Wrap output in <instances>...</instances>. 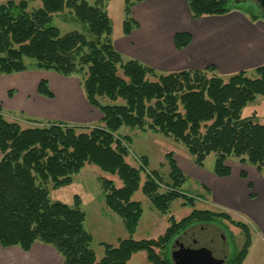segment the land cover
Instances as JSON below:
<instances>
[{
    "label": "trees",
    "instance_id": "trees-1",
    "mask_svg": "<svg viewBox=\"0 0 264 264\" xmlns=\"http://www.w3.org/2000/svg\"><path fill=\"white\" fill-rule=\"evenodd\" d=\"M110 1L39 0L40 7L31 10L29 0L0 5V74L30 70L26 62L31 61L37 70L64 78L78 76L85 99L101 115V125L91 128L60 122L22 128L0 114V246L28 252L35 243H42L56 251L60 264H128L141 252L149 264H172L167 250L182 229L221 218L243 235L240 250L227 264H242L251 243L249 228L223 213L195 210L179 223L168 218L169 227L156 240L132 239L142 215L140 203L132 200L138 189L162 215L174 200L192 201L180 191L187 177L171 152L165 155L168 182L152 172L140 187L141 171L125 163V143L130 139L118 131L136 128L169 137L182 144L200 168L213 154V173L218 178L230 176L225 164L229 158L260 172L264 124L242 118L241 112L256 97L264 96V65L253 70V77L238 72L224 79L214 75L213 66L161 74L124 59L112 44V20L106 11ZM144 1L125 0L124 35L137 27L131 18L132 6ZM187 4L193 20L223 16L238 8L227 0H187ZM64 11L86 25L89 38L76 31L62 34L51 24L53 16ZM245 12L252 21L264 19L256 8ZM190 40L189 34L179 33L174 45L181 50ZM37 92L53 98L45 80L39 82ZM142 160L146 166L147 160ZM85 164L122 183L116 188L112 181L102 180L101 187L106 207L122 220L129 238L116 246L101 243L99 259L84 229L86 215L79 198L73 208L49 199V184L54 189L71 184ZM240 175L246 178L245 173ZM161 185L166 189L162 193Z\"/></svg>",
    "mask_w": 264,
    "mask_h": 264
},
{
    "label": "crops",
    "instance_id": "crops-1",
    "mask_svg": "<svg viewBox=\"0 0 264 264\" xmlns=\"http://www.w3.org/2000/svg\"><path fill=\"white\" fill-rule=\"evenodd\" d=\"M131 18L137 27L128 35L122 32L116 36L112 34L113 47L124 59L136 60L158 73L202 70L213 66L220 76L227 77L238 72L252 74L255 68L264 65V19L252 21L244 10L237 8L223 16L193 20L187 0H146L132 6ZM179 33H187L191 38L188 46L181 50L174 45V36ZM41 75L33 70L10 75L9 83L0 86V108L33 120L51 119L69 125L94 123L96 112L89 107L74 77L47 74L50 76L48 81ZM41 80L47 81L52 99L38 94ZM52 82L70 91L65 104L66 114L56 116L55 112L50 113L51 104L57 100ZM1 99L8 104L5 106ZM176 162L185 173L209 189L208 198L216 208L231 217L236 215L248 226L251 243L242 264H252L249 258L254 239L260 247L264 246V179L249 175L246 181L232 169L230 176L222 179L192 166L182 156H177ZM246 182L252 184L253 194L248 193ZM0 250L15 264L61 263L52 247L38 242L28 252L19 247L0 246Z\"/></svg>",
    "mask_w": 264,
    "mask_h": 264
},
{
    "label": "rangeland",
    "instance_id": "rangeland-1",
    "mask_svg": "<svg viewBox=\"0 0 264 264\" xmlns=\"http://www.w3.org/2000/svg\"><path fill=\"white\" fill-rule=\"evenodd\" d=\"M8 1H14L15 3L19 2V0H0V5L6 4ZM85 1L89 4H93V0ZM227 1L230 3V5L237 6L238 9L244 11H249L256 8V6L250 1ZM38 7H40L39 0H29V10ZM124 8L125 0H111L106 6V11L108 12L110 19L112 20L113 36H116L120 32L123 33V21L125 19ZM51 24L54 27L58 28L62 34L76 31L86 35L88 38L90 37L86 25L75 21L73 16L69 14L68 11H64L61 14L54 15ZM26 63L31 66L30 70L42 73L43 75H41V77L43 76L45 79H48V81L50 76H48L47 74L63 78L62 76H59L51 71L49 72L35 69L31 61H27ZM44 74H46L47 76H44ZM214 75H217L224 79H227L229 77L220 76L216 71L214 72ZM250 76L253 77V73L250 74ZM8 77H10V75L8 76L0 74V86L5 87L6 84L9 83V80H7ZM73 77L74 81H76L83 94V91L78 83L80 77ZM52 88L56 93L57 100L54 104H51L50 113L52 114L55 112L56 116H59L60 114H66L67 111L65 108V104L67 103L66 99L67 96H69L70 91L64 86L61 87L60 84L56 82H52ZM83 97L85 98L84 94ZM68 98L70 99V97ZM2 101L5 106L8 104L4 100ZM22 104H24L23 101ZM92 109L96 112V121H92L94 123H92L91 125L85 124L71 126L89 128L100 126L101 115L93 107ZM41 111L44 112V110L42 109ZM0 114L7 121L16 122L22 128H32L35 126H42L47 122H56L52 121L51 119H29L20 113L5 112L1 108ZM241 117L251 118L254 122L264 124V96H258L253 102L247 104V106L241 112ZM118 135L121 137L128 136L130 139L129 143H125V147L128 150V156L125 157V163H127L129 167L133 169H139L141 171L140 187L144 184L147 176L152 174V172H157L163 179V183L168 182L167 175L169 172V168L166 163L165 155L169 152L173 153V160L175 161L176 165L177 156H182L186 158L192 166L203 171H208L214 177H217L213 173V165L215 160L213 154L209 155L206 158V160L204 161V166L200 168L194 165L192 159L187 153L186 148L182 144L175 142L169 137L153 133L149 130L142 131L136 128L130 129L125 127H122L118 131ZM143 158L147 160L146 166H144V161L142 160ZM225 164L238 175L242 172L245 173L246 178H242L240 175L243 180L247 181L249 175L251 177L256 176L260 179H264V168L260 172H258L255 167L249 164H241L234 158L227 159ZM179 170L187 177V180L181 186L180 191L189 199H191L192 202L185 201L181 198L174 200L170 204L168 213L166 215H162L153 208L149 200L141 193V190L138 189V191L135 192L132 196V200L140 203L142 208V215L137 224L136 230L132 235L133 240H156L158 237L162 236L165 233L166 229L169 227L170 223L168 222V218H172L174 222L179 223L182 219L191 215L195 210L207 212L209 211L216 214H227L232 221L243 223L242 219L240 220L236 215L231 217L229 213L216 208L208 198L210 196L209 189L206 186H203L202 183L199 184L198 180L194 179L192 175L190 176L185 173L183 169L179 168ZM72 179L73 180L71 184L57 189H54L51 184H49V199L51 202H60L73 208L76 197L79 198L80 209L86 215L84 229L91 235L92 248L96 254L97 259H99L103 256V247L100 245L101 243L116 246L120 240L129 238L122 220L106 207L104 203V193L101 187L102 180L112 181L116 188H120L122 186V183L116 176H110L109 174L100 171L96 166L89 164H85L81 171L77 175L73 176ZM248 182H246L248 193L253 194V186ZM164 190L166 189L163 187V185H161L160 192L162 193L164 192ZM252 194H250V196H252ZM191 232L196 238L195 243H197V246L199 248L200 256L207 264H227L229 260L234 256V254L240 250L243 244V235L241 234V231L233 225L229 224L224 219L214 218L206 222H194L190 226L182 229L169 245L167 253L169 255L168 258L170 261V255L172 251L171 247L174 241L181 236L187 235L186 233L191 234ZM253 242L254 249L251 251L249 259L252 264H264V246L260 247L256 243L255 239ZM258 248H260L259 253ZM133 256L131 258L132 260L130 264H149L146 260L145 253L141 252L136 256ZM0 264H15V261L9 259L0 250Z\"/></svg>",
    "mask_w": 264,
    "mask_h": 264
},
{
    "label": "water",
    "instance_id": "water-1",
    "mask_svg": "<svg viewBox=\"0 0 264 264\" xmlns=\"http://www.w3.org/2000/svg\"><path fill=\"white\" fill-rule=\"evenodd\" d=\"M241 1V0H240ZM250 1L256 8L264 14V0H242ZM181 236L172 244L171 263L172 264H207L203 261L199 253L196 238L191 234Z\"/></svg>",
    "mask_w": 264,
    "mask_h": 264
}]
</instances>
